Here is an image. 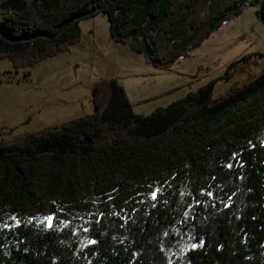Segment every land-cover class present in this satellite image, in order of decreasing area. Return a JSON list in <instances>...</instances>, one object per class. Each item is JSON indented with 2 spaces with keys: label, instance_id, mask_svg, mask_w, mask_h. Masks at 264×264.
Returning <instances> with one entry per match:
<instances>
[{
  "label": "trees",
  "instance_id": "obj_1",
  "mask_svg": "<svg viewBox=\"0 0 264 264\" xmlns=\"http://www.w3.org/2000/svg\"><path fill=\"white\" fill-rule=\"evenodd\" d=\"M249 6L264 20V0H0V59L56 56L102 13L170 69ZM256 55L149 114L103 77L92 113L0 138V264H264V69L214 96Z\"/></svg>",
  "mask_w": 264,
  "mask_h": 264
},
{
  "label": "rangeland",
  "instance_id": "obj_2",
  "mask_svg": "<svg viewBox=\"0 0 264 264\" xmlns=\"http://www.w3.org/2000/svg\"><path fill=\"white\" fill-rule=\"evenodd\" d=\"M81 29L78 43L33 66L16 71L10 59H0V138L10 140L92 113L93 86L103 77H117L134 111L149 114L223 76L241 56L264 52L259 6L224 23L170 69L156 67L142 52L114 41L102 13L82 21ZM263 69L264 56H253L235 69L233 79L216 83L214 96L227 94L235 80L245 83L249 74Z\"/></svg>",
  "mask_w": 264,
  "mask_h": 264
},
{
  "label": "snow or ice",
  "instance_id": "obj_3",
  "mask_svg": "<svg viewBox=\"0 0 264 264\" xmlns=\"http://www.w3.org/2000/svg\"><path fill=\"white\" fill-rule=\"evenodd\" d=\"M49 223L51 224V217H49Z\"/></svg>",
  "mask_w": 264,
  "mask_h": 264
},
{
  "label": "crops",
  "instance_id": "obj_4",
  "mask_svg": "<svg viewBox=\"0 0 264 264\" xmlns=\"http://www.w3.org/2000/svg\"><path fill=\"white\" fill-rule=\"evenodd\" d=\"M125 88V87H124Z\"/></svg>",
  "mask_w": 264,
  "mask_h": 264
}]
</instances>
